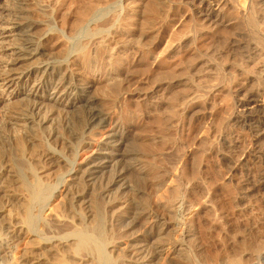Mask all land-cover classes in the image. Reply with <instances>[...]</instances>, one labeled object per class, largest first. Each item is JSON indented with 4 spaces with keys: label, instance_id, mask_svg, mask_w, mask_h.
I'll return each instance as SVG.
<instances>
[{
    "label": "bare ground",
    "instance_id": "6f19581e",
    "mask_svg": "<svg viewBox=\"0 0 264 264\" xmlns=\"http://www.w3.org/2000/svg\"><path fill=\"white\" fill-rule=\"evenodd\" d=\"M140 1L119 0L118 8L111 13V0H8L6 2L10 4L0 6V126L6 127L9 140L14 141L9 148L0 150V264H12L8 261L15 259L18 245L29 236L37 237L41 241L35 245V249L40 244L43 246L40 254L31 252L30 257H40L48 252L54 253L55 255L51 254L53 257L66 254L71 259L69 264H125V258L128 264H158L167 257H175L186 251L185 242L193 234L191 228L196 213L188 197L191 184L188 185L187 180L191 177L183 163L171 164L170 169L148 168L149 161L158 159L159 154H149L143 151L144 149L120 154L121 159L116 160L119 155L117 152L121 150V139L119 140L118 136L121 128L128 124L127 119L133 115L132 120H143L152 114L151 111H145L141 115H135L133 112L125 117L127 112H130L126 109L128 103L135 97V92H131L129 86L134 80L133 74L145 61L153 59L157 62L160 58L180 54L186 44L195 43L199 38V30H196L194 35L182 39V30L176 29L180 25L177 24V16L184 10L188 12L182 15L184 20L191 18L203 26L213 23V30L222 26L230 9L239 16H249L253 24L260 19L264 26V0H177L178 3L159 0L162 2L161 9L158 10L159 5L152 2L144 4L145 11L139 9L142 5ZM157 15L165 18L164 25L148 29L146 32L140 29H137L136 33L126 31L130 19V24L135 25L134 27L138 24L145 26L151 24ZM214 19L221 20V23H214ZM171 26H175L174 35L181 36L182 40L176 43L171 38L169 44L166 43V47L157 55L162 39L168 34ZM129 35L133 38L127 39ZM152 37L154 41L149 42ZM9 38L10 41L6 44L5 41ZM241 41L238 40L237 45L231 44L230 47L242 48ZM246 45L253 49L254 54H262L259 50L262 47L256 42ZM58 54L61 56L55 58ZM132 55L133 61L130 59ZM255 59V56H249L244 60V66L238 70L236 76L242 77L240 74L249 69L246 80L256 86L249 87L250 89L244 87L237 91L238 95L229 116L230 122L247 127L252 133V145L248 151H241L239 161L245 164L252 156L260 158L259 163L263 169L260 179L250 181V188L254 192L264 190V145L261 146L264 140L261 136L264 135V61L249 68V64L255 62ZM194 71L190 72L192 79L186 78L185 85L190 86L187 90L178 93L169 89L158 90L150 96L147 95L146 98L154 100L151 103L152 109L160 114L159 111L168 101L170 106L180 102L185 120L182 122L190 123L193 120L192 113L204 108L207 103V97L201 98L191 89L201 78V75ZM100 88L108 90L111 99L99 98L92 94L95 89ZM50 91H53L51 95ZM102 103L105 108H102ZM162 122L163 118L160 117L158 123ZM62 130L69 134L72 141L89 137L87 145L96 142L97 135L111 141L103 142L105 151L97 152L101 157L94 160L92 158L86 163H78L77 157L70 159L63 152L51 147L50 153L43 158L33 157L36 155L31 154L32 152L29 155V149L60 139ZM223 142L231 150L239 148L237 144L240 141L232 137L231 140L223 139ZM66 143H69V140ZM74 149L70 151L72 157ZM111 165L112 170H108L107 174L106 170ZM134 174L146 177L145 181L150 182L147 183L149 189L156 192L163 189L170 196L159 200L150 210L146 205L133 204L135 211L127 225L129 231L139 226L142 221H158L164 216H169L174 220L177 236L171 243L167 241L168 244L160 238V234L156 239L151 236H146L145 239L131 237L130 241L134 242L131 245L132 250H129L126 257H121L114 245L107 243L108 248H105L104 242L109 241L103 230L105 226H102L101 205L95 193L99 190L100 198L110 200V192L114 190L118 193L127 190L135 192L136 186L127 181L128 176ZM149 176L151 179L147 180ZM171 178H175L177 187L167 185ZM183 181H187V191L177 194ZM114 187L117 189H113ZM62 197L68 199L69 203L66 202L69 207L77 208L71 210L73 212L69 215L71 214L70 219L79 221L78 226L82 228L67 231L62 236L56 232L53 234L54 231L53 235H41V232L38 234L34 228L40 217L49 210L53 201ZM120 201L119 205L122 202ZM65 204L64 201L62 205ZM62 205L57 204L54 207L57 209ZM119 205L114 206V213L119 210ZM63 218L52 216L42 227L44 230L65 228L69 217ZM90 220L95 221L96 230L93 226L90 227L92 232H98V236L95 235L97 237L90 235V227L86 226ZM248 247L253 259H256L254 264H264V241L250 242ZM105 250H108L109 257L106 256ZM241 256L235 260L240 263L248 260L246 256ZM39 257L23 264H45L46 261L42 262ZM218 259V255H207L203 252L200 258L203 264H217ZM58 261L48 264H64L61 260Z\"/></svg>",
    "mask_w": 264,
    "mask_h": 264
},
{
    "label": "rangeland",
    "instance_id": "374dc122",
    "mask_svg": "<svg viewBox=\"0 0 264 264\" xmlns=\"http://www.w3.org/2000/svg\"><path fill=\"white\" fill-rule=\"evenodd\" d=\"M6 1L8 0H1L0 6H5L8 3L10 4V2ZM171 1L175 3L177 0ZM118 2L119 0H111L113 8L111 7L110 13L118 8ZM140 2L143 5L139 6L141 11H145V5L152 2L159 5H157L158 7L156 6L158 10L162 7V2L159 0H141ZM176 3H178V1ZM185 13H188L187 10L178 14L177 19L179 23L177 22V24L180 25L176 28L177 30H182L181 36L183 38L174 35L176 32L175 26H171L168 29V34L162 39L163 41L157 55L163 51V48L166 47V43L167 45L169 44L168 42L171 41V38L177 43L189 35H194L196 30H199L197 31L199 33V38L195 43L186 44V47H184L183 52L180 54L170 56V58H160L157 62L153 59L145 61L141 64L140 68L137 69V72L133 74L134 80L131 81L132 84H130L129 87L131 88H129V90L131 89V92H135V97L131 99V102L129 101L128 108L126 109L130 110V112L128 111L125 117L128 116V114H133V112L135 115H141L145 111H151L152 114L143 120L139 118L136 120L134 119V121L131 118L133 115L127 119L128 124L121 128L120 135L118 136V139H121L120 145L122 147L120 146L121 150L117 152L119 155L116 160H120L121 155L127 154L129 151H141L144 149L143 151L149 154H159L158 159H151L152 161H149L147 165L148 168L163 170L170 169L169 166L171 164L177 165L183 163L187 173L191 177L187 180L188 183L187 181H183L177 194L185 190L187 191V186L189 183L191 184L188 197L196 213L191 228V233L193 234L188 238V241L185 242L187 246L186 251L179 255H175V257L174 255L167 257L159 262L160 264H203L200 260L202 252L207 255H218L219 261L217 260V264H254V260L256 259H253L251 249L248 245L250 242L264 241V190L252 191L250 188V181H259L263 169L262 165L259 163L260 158L256 156H252L245 164L239 161L241 159V151H243V149L246 151L249 150L252 145L253 137L247 127L245 128L239 124L237 126V124L230 122L229 116L238 92L244 89V87L250 89L256 86V84L249 83L246 80L247 75H249V69L245 70V73L243 72L240 74L243 75L242 77L236 76V74L238 70L244 66V60H247L249 56H255L256 58L255 62L249 64V68H252V66L260 61H264V26L260 19L255 25L252 23V19H250L249 16H239L233 9H230L222 26L213 30V23L203 26V24L194 22L191 18L184 20L182 15ZM98 17L102 18V16ZM215 19L213 21L214 23H221V20L216 21ZM164 21L166 20L163 16L157 15L154 17L151 24L145 26L138 24V26L134 27L135 25L133 26L130 24L132 23L130 19L129 27L127 26L126 31L129 33H136L137 29H140V31L144 30L143 32H146L151 30V28L164 25ZM142 27H144V29ZM129 36H127V39L133 38V36ZM154 36L155 35H153V37ZM153 37L149 39V42L154 41ZM238 40H242V48L239 46L237 48H231L230 45H237L239 43ZM9 41L10 38L5 41L6 44H8ZM159 42L160 40L157 41V43ZM250 42L254 44L256 42L259 47H262L259 48L262 53L260 56L254 54L251 47H247L248 45L246 44ZM260 43H262L263 46ZM57 56L61 55H55V58ZM52 57H54V55ZM133 58V55L130 56V59H132L131 61L134 60ZM192 70H195V73L201 75V78L196 81L195 85L191 86V89L197 96L201 98L207 97V103L204 108L198 109L196 112L192 113L193 120L190 121V123L187 121L186 124L182 122V120L184 122L185 120L183 119L180 102L170 106V102L168 101L162 109L164 113L162 110L159 111L160 114L156 113V111L152 109L151 104L154 100H149L146 96H150L153 92L158 90L162 91L169 89L170 91L174 90V93L187 90L190 86H186L185 82L186 78L192 79L190 74ZM24 81H26V79H24ZM151 90L152 92H150ZM52 92L53 91H50V95ZM92 94L99 98H110L109 92L106 89H95ZM102 108H105L104 103H102ZM160 117L163 118V122L159 124L158 119ZM114 123L116 125V122ZM0 128V150H2L6 147L9 148L11 144H14V141L9 140V133L4 125H1ZM59 130L61 131V128ZM60 131H58V133ZM62 132L59 134V136L62 134V139L60 136V139L56 141L51 140L48 144L44 143L45 145L33 147L28 150L29 155L32 152L31 154L36 155H32L33 157L40 156L43 158L50 153L49 149L51 147L52 149L63 152L67 157H70V159H75L77 157L78 163H86L92 160V158L94 160L101 157L97 152L105 151L104 148L106 147L103 145L105 144L103 142L111 141L108 139L104 140L97 135L95 138L97 141H93L94 143L91 142V145H87L89 137L72 141L68 133H64V130H62ZM45 136L47 137L48 134ZM261 136L264 138L263 134ZM231 137L232 139L240 141V143L237 144L240 149L231 150L228 148L227 144L223 142V139L227 138V140H231ZM68 140L69 143H66ZM262 144L264 145V140L261 143L263 147ZM82 148L83 150H81ZM72 149H74L73 157L70 156V151ZM98 149L99 151H97ZM253 155L256 154L253 153ZM3 161L4 165H6L5 158H3ZM111 168L112 165L106 170L107 174L109 173L108 170H112ZM149 178L151 179V176H149L147 180H150ZM145 180L146 177L143 175L136 176L134 174L128 176L127 181H129L130 184H134L137 191L131 192L127 190L118 193L114 190L110 192V200L108 198H100L99 190L95 193L101 205L102 226H105L103 230L109 241L104 242L105 248H108V245H114L118 248V253H120L121 257H126V255L129 254V250H132L131 245L134 242L130 241L131 237L138 236L141 239H145L146 236H151L156 239L160 234V238L168 244L170 241H174L176 238L175 236H177L175 235L176 227L173 225L174 220L169 216H164L162 220L159 219L158 221H142L139 226L129 231L127 225L131 222V218H133L135 211V206L133 204L146 205V207H148L147 209L150 210L159 200H164L167 196H170L163 189L158 192L155 190L153 191L151 188L150 190L147 185V183L150 182ZM168 181L171 182H167V185L171 186L172 184L174 187L178 186L175 178H171ZM115 188L117 189V187L113 189ZM115 197L116 199H114ZM63 198L64 197L59 198L57 201H53L52 206H49V210L45 211L40 217L42 220L39 219L36 224L37 228H34L38 234L40 232L41 235L60 233L59 235L62 236L67 231L69 232L76 228H82V226H78L80 224L79 221L77 222V220L70 219L71 212H73L71 210L77 208L69 207L68 199ZM60 199L63 200L61 201ZM64 201L66 204L62 205ZM66 201H68V203ZM118 201L121 202V205H119ZM123 202H126V204H123ZM131 202L133 203L129 204ZM54 204H61L63 208L60 207L56 209ZM116 205H119V210L117 209L118 211L114 213L113 208ZM64 206H68L69 208H65ZM69 213L71 214L69 215ZM52 216H61L65 219L69 217V223H66L68 225L65 226L66 229L62 227L63 232L62 228L60 229L61 231L49 228L48 230L43 229V223L47 222V219H50ZM94 225L95 221L91 222L90 220L89 223H86V226H93V229L95 228ZM91 227L90 231L92 230ZM42 230L47 233L45 234ZM95 230L93 232L91 231L92 234H89L97 237L98 232ZM87 231H89V229ZM33 240H35V242ZM40 242V239L38 240L37 237L29 236L28 239L22 241L18 245V249L15 252V259H12V262H8L12 264H23L29 260H35L34 258L39 256H35L34 258L31 256V258L30 255L33 253L40 254L43 246L40 244L35 249V245H38ZM107 243L108 245H106ZM24 253H28V257ZM105 253H107L106 256H108V250L107 252L105 250ZM51 254L55 255L54 253L48 252L46 255H42L43 257L40 256L39 258L40 260L42 258V262L46 261L47 263L45 262V264L53 263V261L56 263L58 260H61L64 264L70 263L71 259L66 254H60L56 256L57 258L54 256L56 259ZM241 255L246 256L250 262L248 260L242 263L239 261L237 262L235 258L237 259L239 256L242 257ZM126 260L127 258L124 259V263L128 264Z\"/></svg>",
    "mask_w": 264,
    "mask_h": 264
}]
</instances>
